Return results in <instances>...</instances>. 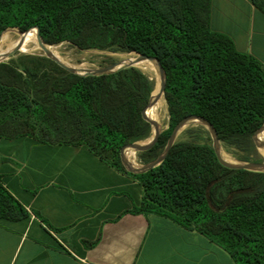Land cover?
Wrapping results in <instances>:
<instances>
[{
    "label": "trees",
    "instance_id": "16d2710c",
    "mask_svg": "<svg viewBox=\"0 0 264 264\" xmlns=\"http://www.w3.org/2000/svg\"><path fill=\"white\" fill-rule=\"evenodd\" d=\"M251 1L264 13V0ZM36 28L51 46L68 42L83 51L160 61L169 122L155 145L138 153L142 165L165 152L188 116L211 123L241 161H264L254 141L264 124V66L211 29V0H0V39L13 29L37 39ZM154 90V80L136 67L78 75L47 57L20 55L0 63V141L84 146L139 183L143 194L134 214L164 216L197 231L236 264H264V172L225 166L204 126L185 130L197 139L176 141L148 171L123 164L125 147L152 136L144 112L155 123ZM28 216L0 177V221Z\"/></svg>",
    "mask_w": 264,
    "mask_h": 264
},
{
    "label": "crops",
    "instance_id": "0c3cea01",
    "mask_svg": "<svg viewBox=\"0 0 264 264\" xmlns=\"http://www.w3.org/2000/svg\"><path fill=\"white\" fill-rule=\"evenodd\" d=\"M211 29L264 66V13L251 0H211ZM0 177L29 214L0 221V264H236L197 231L134 214L139 183L84 146L3 139Z\"/></svg>",
    "mask_w": 264,
    "mask_h": 264
},
{
    "label": "water",
    "instance_id": "95a60500",
    "mask_svg": "<svg viewBox=\"0 0 264 264\" xmlns=\"http://www.w3.org/2000/svg\"><path fill=\"white\" fill-rule=\"evenodd\" d=\"M15 30V29H13ZM33 30V29H31ZM36 30V35H37V40L39 43V46H41V48L43 49V52L46 54V57L54 60L59 66H61L62 68L66 69L69 72L78 74V75H104V74H111L114 73L118 70L121 69H125V68H129V67H136L133 63H129V64H124V65H120L119 62L103 68V69H98V70H87L85 72H81L73 67H70L68 65H66L65 63L61 62L59 59H57L56 57H54L48 50L46 47H49L51 45L46 44L45 42H43V40L40 37L39 34V30L38 28L35 29ZM18 31V30H17ZM20 34H25L26 32L22 33L20 31H18ZM28 32V31H27ZM1 40V39H0ZM16 49H7L6 51L2 52L0 54V63L2 62H6L8 58H10L13 54L16 53ZM136 55V59L137 61H149L151 63H153L156 66L157 72L160 76V93L161 95L164 94V90H165V86H166V81H165V71L160 63V61L157 58L154 57H150V56H146V55H141L138 53H133ZM137 68V67H136ZM139 69V68H138ZM155 86H156V82H155ZM156 99L154 97V95H152V100L150 103V106L152 103L156 102ZM149 106V107H150ZM148 109V108H147ZM147 109L144 112V116L147 120H149L152 124V126H154V123L152 120L149 119V117L147 116ZM193 122H197L199 124H201L202 126H204L208 132L211 135L212 138V142H213V147L216 151V154L219 158V160L227 167L230 168H236V169H244V170H249V171H257V172H264V161L262 162H243V163H230L227 162L226 160H224L221 156V151H220V141L217 135V132L215 130V128L212 126L211 123H209L205 118L201 117V116H188L186 118H184L174 129L173 133L171 134L169 141H168V145L166 147L165 152L160 155L157 159L153 160L152 162L146 164V165H142L140 167H134L128 160L127 158V151L129 150H133L135 152H144L149 150L152 146L155 145V143L158 140L159 135L162 133V131L160 130V128L158 126H156V131L155 133L152 135L150 142L148 144H143L145 141L143 142H137V143H133L127 147H125L122 150V162L125 165V167L132 171V172H136V173H140V172H145L148 171L158 165H160L163 160L165 159L166 155L168 154L169 150L171 149V147L174 145V143L177 141V138L179 136V134L191 123ZM264 131V124L263 126L257 131L254 141H255V145L259 151V153L261 151H264V141H259L258 140V135L263 133Z\"/></svg>",
    "mask_w": 264,
    "mask_h": 264
},
{
    "label": "rangeland",
    "instance_id": "374dc122",
    "mask_svg": "<svg viewBox=\"0 0 264 264\" xmlns=\"http://www.w3.org/2000/svg\"><path fill=\"white\" fill-rule=\"evenodd\" d=\"M8 34L10 36H13V37H17L18 35H20V33L17 30H9ZM1 45L2 44H1V40H0V47L2 48ZM55 47L59 51L60 56L65 59V61L60 60L61 62L65 63L68 66L70 65V67L72 66V67L78 68L80 70H98V69H103V68L109 67V66L117 63L118 60L123 57V55L126 56L128 54V53H124L123 54V53H115V52L100 51V50H95V51L94 50H86V51L85 50L84 51L81 50L80 51V49H78L77 47L71 45L68 42H64V43L58 44ZM20 55H38V56L46 57V54L41 49L40 50L37 49V50H33V51H28V52L16 51V53L13 54L10 58H8L7 61L16 60ZM82 65H84L88 69H86ZM150 79H152V80H154V82H156L155 78L150 77ZM163 102H164V110H163V119H162V123H161V126H160V130L161 131L167 129L168 122H169L168 107H167L166 101L164 99H163ZM154 104L155 103H152L151 106H153ZM200 126L201 125L199 123H197V122H193V123L189 124L179 134V136L177 138V141H179V140H187V139L196 140L197 138L195 139V134H193V133H189L188 134V133H185L184 131L187 130V129H192V130L195 131V130L200 129L201 128ZM154 128H155V126H153V129ZM153 134H154V131L152 132V135ZM257 138L260 141V135H258ZM150 139L151 138H149V140H146V141H148L146 144H148L150 142ZM221 150H223L224 153H226L234 161V163H243V161H241L239 159V154L235 150L228 149V148L224 147L220 143V151ZM138 153L139 152H136V158H135L136 160L139 159L138 158ZM260 155L264 157V151H261ZM133 157H134V151H133V153H131V159L132 160H133Z\"/></svg>",
    "mask_w": 264,
    "mask_h": 264
},
{
    "label": "bare ground",
    "instance_id": "6f19581e",
    "mask_svg": "<svg viewBox=\"0 0 264 264\" xmlns=\"http://www.w3.org/2000/svg\"><path fill=\"white\" fill-rule=\"evenodd\" d=\"M27 36H29V35L21 34V35H18L17 37H13V36H10L8 33H6L5 35L1 36V44H2L1 46H2V48L0 47V54L2 52L6 51L7 49H16L17 51H20V52H28V51H33V50H37V49L43 50L41 48V46H39V45H37L35 43V42L38 43V40L36 38H34L33 36H30V37L33 38V40L35 41L34 42L32 39L28 38ZM55 46L56 45H52V46H49V47H46V48L54 57H56L59 60L65 61V59L60 56V53H59V51L57 50V48ZM136 58L137 57L134 54H127L126 56L123 55V57L121 59H119L118 62H119L120 65L133 63L137 68H139L147 76L155 78L156 86H155V90H154V93H153L154 97L157 98L156 102H155V107H156V117H155V123H154L155 128L153 129V131L155 133L156 126H158L159 128L161 126L162 119H163V110H164V102H163L164 96L161 95V93H160V89H161L160 76H159V74L157 72L156 66L153 63H151L149 61H139L138 62ZM82 66L85 67L84 65H82ZM73 68H75V67H73ZM85 68L88 69L87 67H85ZM75 69H77V70H79L81 72L87 71V70H80L78 68H75ZM259 135H260V141H264V131H263V133H261ZM147 142L148 141H145L143 144H146ZM131 152L133 153V150H130L127 153V157L129 159H131V156H130ZM221 154H223L225 157H227L229 160H231L234 163V161L226 153H224L223 150H221Z\"/></svg>",
    "mask_w": 264,
    "mask_h": 264
},
{
    "label": "built area",
    "instance_id": "2783aa9c",
    "mask_svg": "<svg viewBox=\"0 0 264 264\" xmlns=\"http://www.w3.org/2000/svg\"><path fill=\"white\" fill-rule=\"evenodd\" d=\"M129 151H130V150H129ZM127 153H128V151H127ZM127 153H126V155H127ZM127 158H128V157H127ZM135 158H136V152L134 151V157H133V160H131V159H129V158H128V160H129V162H130L134 167H140V166H142V164H141V162L139 161V159L136 160Z\"/></svg>",
    "mask_w": 264,
    "mask_h": 264
}]
</instances>
